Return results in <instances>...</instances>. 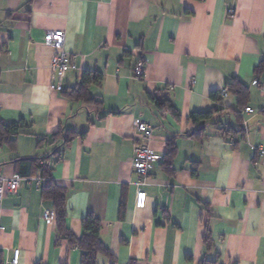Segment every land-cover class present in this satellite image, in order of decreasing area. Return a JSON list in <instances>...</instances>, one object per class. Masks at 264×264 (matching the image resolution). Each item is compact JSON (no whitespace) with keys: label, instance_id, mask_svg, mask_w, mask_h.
Wrapping results in <instances>:
<instances>
[{"label":"crops","instance_id":"1","mask_svg":"<svg viewBox=\"0 0 264 264\" xmlns=\"http://www.w3.org/2000/svg\"><path fill=\"white\" fill-rule=\"evenodd\" d=\"M50 31L64 32L74 65L60 92L43 44ZM263 55L264 0H0V121L24 126L11 148L0 144V176L29 179L0 201L3 264L15 249L18 264H81L83 253L58 241L42 165L65 189L72 235H83L87 215L100 222L111 258L95 264H264V163L254 150L264 146V73L253 76ZM86 71L102 76L89 88L99 107L62 96ZM233 79L249 90L241 110L231 93L220 104L210 99ZM149 97L169 101L179 119L161 115ZM216 106L228 111L225 124L238 111L242 137L224 139L211 125L194 135L190 114ZM135 121L150 127L159 157L140 187L143 209L134 208L132 150L143 141ZM61 128L85 135L56 152L50 137ZM170 139L167 172L160 163Z\"/></svg>","mask_w":264,"mask_h":264},{"label":"trees","instance_id":"2","mask_svg":"<svg viewBox=\"0 0 264 264\" xmlns=\"http://www.w3.org/2000/svg\"><path fill=\"white\" fill-rule=\"evenodd\" d=\"M264 73V55L260 59L258 65L253 70L254 79H258ZM102 76L99 73H94L86 71L83 73L80 81L77 85L68 91H63L62 96L65 97L70 102L83 103L86 106H101V103L96 99L91 98L89 94V88L93 84H98L101 82ZM225 93H231L236 97V104L238 110H241L245 106V101L248 98L249 90L246 85L237 79H233L230 83L226 84L224 88ZM222 92H213L210 94V99L216 103L220 104L222 101ZM152 104L156 107L157 111L161 114H169L175 120L179 119V115L170 104L169 101L164 99H157L156 97H149ZM236 111L237 118L235 124L222 123V117L227 116L229 113L226 109L222 107H212L207 111L193 112L190 114L189 120L192 126L195 128L196 132L194 135H203L207 126L211 125L216 128L222 138L229 139L235 138L237 136L243 135V127L239 119V114ZM22 122L19 123H9L4 124L0 121V144H6L13 146L15 138L20 134V130L23 128ZM84 133H77L73 130H67L61 128L56 134L52 135L50 139L53 144L57 147L56 152L59 148L67 146L70 142L80 136L83 137ZM42 141L38 142L41 144ZM175 155V146L173 140H167L165 143V152L162 156L160 165L165 168L167 172L170 171L172 165V159ZM27 162L37 163L36 159H30ZM40 175L44 180V184L41 187V195L44 200H48L52 203L54 209V215L56 220V230L58 233V241L64 240L67 245L71 248H77L83 255L81 259V264H95L97 256H105L111 258L108 250L102 245L99 234H100V222L91 215H87L81 222L83 235L80 238H76L72 235L64 226L65 218V202H66V192L65 189L57 185L51 177L52 169L46 165L39 166ZM21 177V176H20ZM23 178V177H21ZM25 179V178H24ZM202 208L208 212V207L206 204H202ZM123 210V209H122ZM204 245L210 249L211 248V238L210 231L205 230L203 237ZM0 264H3L2 255L0 254ZM39 264V263H37ZM129 264H135V261H131ZM206 264V263H201Z\"/></svg>","mask_w":264,"mask_h":264},{"label":"built area","instance_id":"3","mask_svg":"<svg viewBox=\"0 0 264 264\" xmlns=\"http://www.w3.org/2000/svg\"><path fill=\"white\" fill-rule=\"evenodd\" d=\"M43 44L45 47L52 49L53 54L50 59V69L52 71V79L55 84L53 88L60 92L62 91V82L65 74L74 69V65L70 60V56L64 50V32L62 31H50L44 35ZM134 76L141 78L143 76V67L141 64H137L134 68ZM264 92V85L261 87ZM221 96L225 97L226 93L222 92ZM247 114H252L253 110L246 108L244 110ZM135 131L139 139L143 141L137 142L132 150L131 168L136 182L134 185L138 187L135 194L134 208L143 209L146 203V193L140 189L145 186L146 179L149 176V172L153 167V164L159 160V157L148 145V141L151 135L150 127L141 121L134 122ZM256 155L263 160L264 163V146L254 148ZM29 179L21 178L19 175H13L11 178H4L0 176V201L3 199L6 193L13 194L23 184L28 182ZM53 218L52 212H45L43 219L50 221ZM19 250L13 251L12 259L10 264H18L19 261Z\"/></svg>","mask_w":264,"mask_h":264}]
</instances>
